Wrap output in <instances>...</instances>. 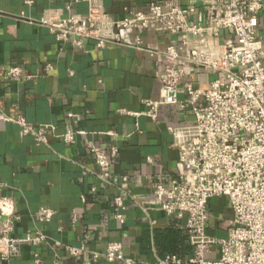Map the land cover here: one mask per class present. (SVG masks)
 Masks as SVG:
<instances>
[{
	"label": "crops",
	"instance_id": "1",
	"mask_svg": "<svg viewBox=\"0 0 264 264\" xmlns=\"http://www.w3.org/2000/svg\"><path fill=\"white\" fill-rule=\"evenodd\" d=\"M150 1L102 0L118 17L124 7L144 10ZM171 1L195 9L194 21L206 19L211 3ZM69 5L70 13L87 15V4L73 0H0V115L12 121L21 118L33 127H49L45 144L36 146L18 125L0 119V196L10 198L20 216L13 235L42 233L46 237L41 245L21 246L10 264H35V255L40 264H50L55 258L63 264H108L102 256L93 262L89 253L102 254L109 241L121 243L135 264L188 255L191 247L181 223L152 208L148 181L181 172L178 151L167 128L189 125L194 119L188 110L177 107H164L158 124L143 115L146 107L142 101L158 99L163 70L159 58L129 47L97 49L94 41H86L83 49L57 43L39 20L51 10L66 15ZM260 21L263 23L264 16ZM138 35L147 49L175 40L152 30ZM132 40L127 34L126 42ZM210 42L216 47V41ZM12 66H18L25 79L4 80ZM196 81L207 87L204 76ZM180 98L185 99L181 92ZM67 133L73 143L63 142ZM89 145L106 151L117 148L110 180L99 178ZM146 157L153 163H147ZM121 176H127L128 181L120 182ZM120 196H126L122 226L113 219L117 212L113 200ZM142 206L151 210L145 214ZM41 208L55 212L52 221L38 218ZM209 210L212 217L230 216L225 198L211 201ZM209 226L211 236L224 235L222 226L212 229L213 220ZM64 245H84L88 253L74 259L64 252Z\"/></svg>",
	"mask_w": 264,
	"mask_h": 264
},
{
	"label": "built area",
	"instance_id": "2",
	"mask_svg": "<svg viewBox=\"0 0 264 264\" xmlns=\"http://www.w3.org/2000/svg\"><path fill=\"white\" fill-rule=\"evenodd\" d=\"M210 1L204 21H194L195 9L182 8L171 0H152L144 10L124 7L119 17L102 0H73L87 4L86 16L70 13L69 5L66 15L51 10L39 20L57 43L83 49L86 41H94L97 49L107 45L129 47L159 58L163 70L158 79V99L142 101L146 107L143 115L158 124L164 107H177L188 110L194 119L192 124L167 128L178 151L181 172L148 181L152 208L181 223L191 252L168 255L154 264H264V21H260L264 0ZM147 30L175 40L147 49L138 35ZM127 34L132 35V43L126 42ZM211 39L217 43L214 48ZM46 70H50L49 65ZM198 76L207 79L206 88L198 85ZM22 79L25 76L18 66L10 67L4 76L11 82ZM180 92L185 99L180 98ZM0 119L12 121L2 115ZM12 122L23 135L32 137L36 146L45 144L49 127H33L21 118ZM62 140L73 143L70 133ZM88 149L99 178L110 180L117 148L106 151L89 145ZM145 160L153 163L151 157ZM119 181L126 183L128 178L121 176ZM222 198L227 200L230 216L212 217L211 201ZM125 201L126 196L113 200L117 209L113 219L120 226L125 223ZM141 210L147 214L151 208L142 206ZM54 216L51 209L38 211V218L46 223ZM211 220L215 222L212 229L222 226L224 235L209 234ZM19 221L12 200L0 196L3 264H10L21 246H38L46 240L42 233L14 236ZM62 248L74 259L88 253L84 245ZM89 254L93 262L102 256L108 264H135L117 241L107 242L102 254ZM34 262L40 264L36 255ZM50 264L63 263L55 258Z\"/></svg>",
	"mask_w": 264,
	"mask_h": 264
},
{
	"label": "water",
	"instance_id": "3",
	"mask_svg": "<svg viewBox=\"0 0 264 264\" xmlns=\"http://www.w3.org/2000/svg\"><path fill=\"white\" fill-rule=\"evenodd\" d=\"M1 264H3V263H1Z\"/></svg>",
	"mask_w": 264,
	"mask_h": 264
}]
</instances>
